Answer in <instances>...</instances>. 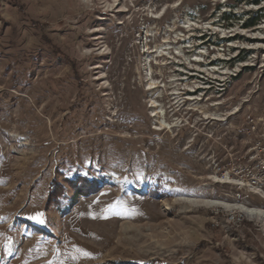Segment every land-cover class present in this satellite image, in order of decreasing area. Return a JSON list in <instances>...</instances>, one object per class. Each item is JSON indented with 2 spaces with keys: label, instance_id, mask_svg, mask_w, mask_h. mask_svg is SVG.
<instances>
[{
  "label": "rangeland",
  "instance_id": "rangeland-1",
  "mask_svg": "<svg viewBox=\"0 0 264 264\" xmlns=\"http://www.w3.org/2000/svg\"><path fill=\"white\" fill-rule=\"evenodd\" d=\"M256 1L0 0V264H264Z\"/></svg>",
  "mask_w": 264,
  "mask_h": 264
},
{
  "label": "bare ground",
  "instance_id": "bare-ground-1",
  "mask_svg": "<svg viewBox=\"0 0 264 264\" xmlns=\"http://www.w3.org/2000/svg\"><path fill=\"white\" fill-rule=\"evenodd\" d=\"M158 87H159V85H157V84H155V82H153L150 89H153L154 90V89H156ZM155 107H157V106H155ZM216 119L217 120H224V118H216ZM168 127L172 129L173 126L170 125ZM214 179H215V182H221V183H231V181L234 180V179H232V176L229 175L228 173L225 175V177H222V178L219 177V176H214ZM239 184H241V183H239ZM203 202H204V204H207V205H210V206H222V207H225V208L226 207H231V208H235V209H240L243 213H245L247 215H250V216L256 217V218L262 217L264 219V209L261 208V207H259V206H249V205H246V204H231V203H228V202H226L224 200H221V199H213V198L212 199H206Z\"/></svg>",
  "mask_w": 264,
  "mask_h": 264
},
{
  "label": "trees",
  "instance_id": "trees-1",
  "mask_svg": "<svg viewBox=\"0 0 264 264\" xmlns=\"http://www.w3.org/2000/svg\"><path fill=\"white\" fill-rule=\"evenodd\" d=\"M256 2L258 3V0ZM227 19H232V18L227 17ZM259 20H260V16H258L255 19L249 20L248 23H246V27H253L257 25ZM69 181H70V186H72L73 189L75 190V195L77 194L78 196L84 194L86 195L91 192L90 190H88L87 192H83L86 187H90L94 190L98 188L96 182H94L93 180H88L87 177L82 178L81 176H76L75 178L69 179ZM144 264H154V262L144 263Z\"/></svg>",
  "mask_w": 264,
  "mask_h": 264
},
{
  "label": "built area",
  "instance_id": "built-area-1",
  "mask_svg": "<svg viewBox=\"0 0 264 264\" xmlns=\"http://www.w3.org/2000/svg\"><path fill=\"white\" fill-rule=\"evenodd\" d=\"M257 151V150H256ZM254 164H256L255 166L260 168L261 171L263 172V174H259L258 177L254 178L253 180L255 181L256 184L260 185L261 187H264V160H261L258 158L257 155L254 156ZM256 162V163H255ZM230 175V172H227ZM226 173V174H227ZM242 185L244 184V178L243 180H238ZM237 181V182H238ZM240 185V184H239Z\"/></svg>",
  "mask_w": 264,
  "mask_h": 264
},
{
  "label": "snow or ice",
  "instance_id": "snow-or-ice-1",
  "mask_svg": "<svg viewBox=\"0 0 264 264\" xmlns=\"http://www.w3.org/2000/svg\"><path fill=\"white\" fill-rule=\"evenodd\" d=\"M41 215L42 214H40V213H37V215L35 216V217H33L34 219H38V218H40L41 217ZM41 222H43L42 220H41Z\"/></svg>",
  "mask_w": 264,
  "mask_h": 264
}]
</instances>
